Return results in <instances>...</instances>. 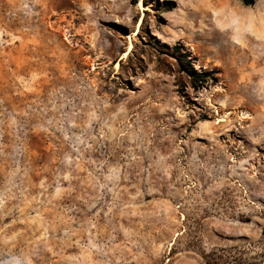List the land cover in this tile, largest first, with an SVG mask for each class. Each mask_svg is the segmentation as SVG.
<instances>
[{"label":"rangeland","instance_id":"obj_1","mask_svg":"<svg viewBox=\"0 0 264 264\" xmlns=\"http://www.w3.org/2000/svg\"><path fill=\"white\" fill-rule=\"evenodd\" d=\"M264 0H0V264H262Z\"/></svg>","mask_w":264,"mask_h":264},{"label":"trees","instance_id":"obj_2","mask_svg":"<svg viewBox=\"0 0 264 264\" xmlns=\"http://www.w3.org/2000/svg\"><path fill=\"white\" fill-rule=\"evenodd\" d=\"M254 0H243V3L245 6H251L253 4Z\"/></svg>","mask_w":264,"mask_h":264},{"label":"bare ground","instance_id":"obj_3","mask_svg":"<svg viewBox=\"0 0 264 264\" xmlns=\"http://www.w3.org/2000/svg\"><path fill=\"white\" fill-rule=\"evenodd\" d=\"M262 264H264V262Z\"/></svg>","mask_w":264,"mask_h":264}]
</instances>
